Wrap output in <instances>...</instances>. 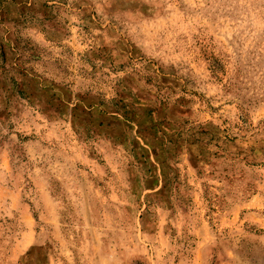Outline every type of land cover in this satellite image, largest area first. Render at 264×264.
<instances>
[{
  "label": "rangeland",
  "instance_id": "rangeland-1",
  "mask_svg": "<svg viewBox=\"0 0 264 264\" xmlns=\"http://www.w3.org/2000/svg\"><path fill=\"white\" fill-rule=\"evenodd\" d=\"M0 264H264V0H0Z\"/></svg>",
  "mask_w": 264,
  "mask_h": 264
}]
</instances>
